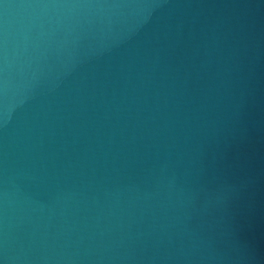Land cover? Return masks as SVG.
<instances>
[{
    "label": "water",
    "instance_id": "obj_1",
    "mask_svg": "<svg viewBox=\"0 0 264 264\" xmlns=\"http://www.w3.org/2000/svg\"><path fill=\"white\" fill-rule=\"evenodd\" d=\"M35 2L0 0V37L48 39ZM101 2L141 5L135 38L0 106V264H167L264 36V0Z\"/></svg>",
    "mask_w": 264,
    "mask_h": 264
},
{
    "label": "clouds",
    "instance_id": "obj_2",
    "mask_svg": "<svg viewBox=\"0 0 264 264\" xmlns=\"http://www.w3.org/2000/svg\"><path fill=\"white\" fill-rule=\"evenodd\" d=\"M29 7L41 36L48 39L25 43L15 34L0 37V106L23 104L50 78H75L89 66L119 54L137 35L134 27L141 5L36 0ZM37 195L44 198L50 193Z\"/></svg>",
    "mask_w": 264,
    "mask_h": 264
}]
</instances>
